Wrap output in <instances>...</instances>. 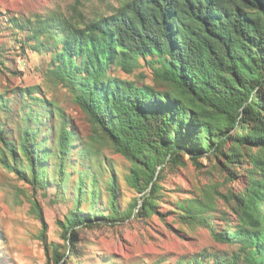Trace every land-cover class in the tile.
<instances>
[{"label": "trees", "instance_id": "obj_1", "mask_svg": "<svg viewBox=\"0 0 264 264\" xmlns=\"http://www.w3.org/2000/svg\"><path fill=\"white\" fill-rule=\"evenodd\" d=\"M50 21L39 19L35 35L47 33L61 45L53 55L52 73L71 89L92 126L132 161L128 183L139 193L151 190L141 196L139 212L154 210L153 193L160 189L164 166L179 162L183 153L199 164L203 154L223 152L232 142L227 156L235 163L249 154L243 149H255L250 161L262 178L251 171L247 191L234 205L239 217L234 230L213 234L219 241L248 248L246 264H264V0H127L113 13L82 24L60 16ZM141 58L150 60L154 76L171 84L172 90L107 74L114 65L132 73ZM40 100L47 106L48 101ZM187 101L202 110L194 111ZM41 119L38 114L36 120ZM65 122L60 133L62 178L75 135ZM38 131L27 129L21 141L31 177L18 166L16 147L2 133L14 161L4 154L0 163L25 180L45 185L40 158L50 148L40 149ZM111 186L112 211L100 215L82 208L81 189L75 207L59 220L69 244H74L82 225H94L97 219L116 224L135 213L138 199L122 216L114 180ZM90 194L95 206L100 193L94 188ZM39 210L47 245L48 224ZM65 257L55 248L54 264H62Z\"/></svg>", "mask_w": 264, "mask_h": 264}, {"label": "rangeland", "instance_id": "obj_2", "mask_svg": "<svg viewBox=\"0 0 264 264\" xmlns=\"http://www.w3.org/2000/svg\"><path fill=\"white\" fill-rule=\"evenodd\" d=\"M126 1L0 0V155L14 161L2 133L16 147L18 166L31 177L21 149L24 133L38 129L40 149L50 148L40 158L45 185L25 180L0 163V264H54L55 248L66 253L62 264H195L196 260L200 264H246L248 248L240 242L217 240L213 230H234L239 222L234 205L247 191L251 171L262 178L261 170L250 161L255 149H243L249 154L235 163L227 156L232 142L223 146V152L203 154L199 164L183 153L179 162L164 166L158 179L160 189L153 193L154 210L139 212L141 196L151 190L139 193L128 183L132 161L92 126L71 89L52 73L53 55L61 45L47 33L35 35L39 19L51 22L60 16L82 24L113 13ZM17 21L25 23V28H19ZM107 74L146 82L163 91L173 88L154 76L148 58H141L132 73L114 65ZM28 87L35 90L28 92ZM40 99L48 101L47 106ZM188 106L202 110L196 104ZM38 114L41 120H36ZM64 122L75 135L62 178L59 153ZM113 180L122 216L138 199L135 213L116 224L97 219L94 225H82L74 244H69L62 237L59 220L75 207L81 189L85 211L110 213ZM94 188L100 194L91 206ZM40 208L48 224L47 245L42 238Z\"/></svg>", "mask_w": 264, "mask_h": 264}]
</instances>
